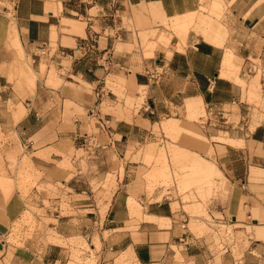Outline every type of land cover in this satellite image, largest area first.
<instances>
[{
  "label": "crops",
  "instance_id": "crops-1",
  "mask_svg": "<svg viewBox=\"0 0 264 264\" xmlns=\"http://www.w3.org/2000/svg\"><path fill=\"white\" fill-rule=\"evenodd\" d=\"M221 1L227 5L225 24L232 31L224 47L209 41L208 37L199 40L188 38L187 35L186 44V41L181 42L175 36L174 25L189 20L184 17L198 12L202 0H88V6L86 0H0V131L5 138H13L11 145L7 146L8 150L14 152L18 144L29 149L30 144H22L36 136H56L69 140L75 149L71 163L73 170L58 165L63 161L61 153L69 150L62 148L59 142L49 143L45 149L32 150V162L45 174L44 181L62 182L77 196L89 195L92 191L91 183L100 182L114 168L111 161L113 155L123 151L122 148L129 144L141 143L153 136V124L165 117L174 115L177 118L162 123L161 130L164 133L183 136L187 132V136H201L202 140L195 141V145L209 149V140L202 138L205 135L195 131L192 124L183 121L179 112L184 107L191 114L195 113L194 110H200L203 114L200 119L207 116L202 120V125L207 126L210 136L219 132L217 127L224 128V133L229 136H238L237 139H214L224 147L218 163L219 170L208 161L195 162L199 164L204 180L220 172L226 179L227 194L215 200L210 216L215 218L216 214L220 223H226L229 218L237 221V217L243 214L250 217L251 211L256 209L260 217H264V118L251 124L250 107L242 99L241 85L236 83L242 80L241 67L239 72L229 77L222 74L228 52L226 48L230 47L241 54L239 57L249 59L252 55L259 59L264 68V0ZM79 3L85 4L83 13L79 11ZM130 6H138L132 10V15L137 22L146 25L144 28L147 30L152 23L158 25L163 20H176L172 26L173 34L179 40V43L173 42L178 43L176 50H168L169 56L164 51L154 53L172 47L171 40L169 45L159 41V37L167 36V32L160 30L148 45L149 59L139 60L133 53L116 47L117 27L108 26L115 34L106 35L104 30L107 28L103 27L102 15L111 10L119 13L123 7L128 10ZM93 10H96V14L92 13ZM202 10L217 18L212 15V7H202ZM71 14L82 16L84 21L70 18ZM14 27L18 33L20 53L24 55L26 51V61L30 57L34 64L33 70L39 77L36 82L31 81L34 86L33 95L26 86L19 88V76L13 70L16 62L21 61L10 43ZM95 28L99 31H95ZM56 41L57 50L51 53V42L56 46ZM120 45L127 47L130 44L122 42ZM43 67L46 72L44 80L41 79ZM52 73L58 78V86L47 84ZM109 76L126 82L131 93L136 97L143 96V103L138 114H125L127 117L123 118L121 112H118L121 120L105 114L108 116V130H99L100 135L93 136L94 142H99L103 149L95 150L96 155L91 157H78L79 151H86L82 147L81 137L87 133L90 124L88 114L95 107L102 112V106L107 100L117 101L115 92L106 90V79ZM79 79L91 86L89 92L75 91L72 85L78 86ZM53 80L51 77L50 81ZM98 86L102 88L100 102L99 93L95 92ZM10 101L15 106L22 104V116L18 120L7 108ZM66 102L78 106L84 114L75 115L73 119L66 117ZM73 111L74 107L71 108ZM237 114L241 116L239 124L230 122L227 116ZM217 120H221L220 123H216ZM41 152L48 154L46 158L37 156ZM120 168L118 166L115 172L117 190L109 199L103 226H98L99 232H111L113 235L111 243L115 247H111L110 243L107 246L121 250L122 254L129 252L132 262L137 264H176L177 253L174 247L182 248L180 253L183 264H216L215 251L211 250L206 240L194 234L199 226L192 225V232L189 230L191 216H196L194 213L204 216L199 204H191L194 210H188L192 212L189 213L184 210L173 211L170 202L148 203L141 208L144 220L135 227L132 220L136 219L134 215H139L140 211L127 185H124L126 173L121 179ZM154 175L163 177V172L156 171ZM212 181L209 186L213 184ZM2 185L6 198L3 200L0 194V252L5 249L3 239L10 225L18 220L24 208L22 199L12 196L11 183ZM201 193L202 196L209 195V188H203ZM85 211L80 209L77 213ZM79 213L76 218H83L79 224H75L78 221L75 218L61 221L57 230L64 234L71 230L67 228L68 225H72V230L77 232H84V228L88 229L90 225L93 227L88 214ZM254 220L258 225L249 228H252L258 239H249V249L244 259L249 264H262L260 257L264 255V223ZM157 224L164 227L160 228ZM134 232H138L139 241L134 240ZM58 247L45 249L42 262L27 250H17L14 263L61 262L63 256ZM224 255L221 264H237L231 250H227Z\"/></svg>",
  "mask_w": 264,
  "mask_h": 264
},
{
  "label": "rangeland",
  "instance_id": "rangeland-1",
  "mask_svg": "<svg viewBox=\"0 0 264 264\" xmlns=\"http://www.w3.org/2000/svg\"><path fill=\"white\" fill-rule=\"evenodd\" d=\"M214 1L223 7L219 18L211 16L207 11L202 10V7L210 9ZM87 2L88 0L85 2L86 5L88 4ZM202 7L194 15L184 17L189 20L194 18L195 26L190 29L188 38L206 40L207 35H210L216 40L217 45L224 47L226 40L230 39L232 35V31L225 24L227 5L221 0H202ZM134 8H138V6H130L128 10L123 7L122 12L119 13L113 12L114 10L106 11L105 15H102L103 27L107 28L104 30L106 35L114 36L115 32L108 26L115 25L117 27L116 47H121V51L133 53L139 60H142L149 59L147 56L149 52L148 45L154 41L155 35L159 30L165 31L167 32L166 35L169 37L171 35L172 47H168L165 50L159 49L154 53L164 51L169 56L168 50H176L175 46L179 43V40L173 34L172 27L176 20H163L158 25L152 23L150 24L151 28L147 30L144 28L146 25L137 22L135 16L133 17L132 10ZM84 9L85 7L82 8V12H84ZM92 13L96 14V10H93ZM69 17L81 22L84 21V18L78 14H71ZM14 30H16L15 27L12 31L14 32ZM95 31H99V29L95 28ZM177 41L178 43L174 44ZM122 42H127L130 45L125 47L120 45ZM10 43L17 52V57L21 60L20 62L17 61L13 68L14 73L17 74V77L19 76L17 80L18 86L19 88L26 86L33 95L34 86H32L31 81L36 82L39 79L33 70V61L30 57L26 61V51L24 50V55H22L14 45L12 38ZM109 48H111L110 45ZM231 48H226V51H233L238 57L241 56L239 52H235ZM55 50H57V41L56 46L51 42V53H54ZM239 58L242 80L240 79L236 83L241 85L243 91L242 99L250 107L249 117H251L252 124L264 118V68L262 62L259 59H255L252 55L249 59ZM42 72L41 79L44 80L45 67H43ZM51 77H53V81H50ZM106 82V90H113L117 96V101L107 100L102 106V116H106L107 120L108 116L105 114H109L121 120L122 117H119L118 112H121L123 118L127 117L126 115L138 114L144 100L143 96L136 97L123 80H117L109 76ZM58 83L56 74H50L47 84L58 86ZM78 84V86L72 85L75 91L89 92L91 90V86L82 79L78 80ZM101 91L102 88L100 86L95 90L96 93H99L98 102H100ZM98 102L96 106H98ZM186 104L187 102L185 106ZM21 107L22 104L15 106L11 101L7 103V108L13 113L15 120L22 116L20 113ZM72 107H74L73 112H71ZM233 110L235 111L236 108H233ZM179 112L183 121L192 124L195 131L205 135L202 138L204 140L206 137L209 140V149L195 145V141L202 140L201 136H187V132L183 136L164 133L161 130L162 123L169 119L177 118L174 115L165 117L160 122L153 124V136L141 143L129 144L127 147L122 148L123 151L113 155L111 161L114 164V168L100 182L94 181L91 183V194L82 196L71 193L62 182L52 183L44 181L45 174L39 167L34 166L32 162V150L37 148L40 150L45 149L49 143L59 142L62 148L69 150H64L61 153L63 161L57 163L63 169L73 170L71 163L75 149L71 146L69 140H62L56 136H36L22 144H30L31 147L29 149L22 148L18 144L19 147L12 152L8 150L7 146L11 145L13 138H5V135L0 131V194L4 200L5 190L2 184L11 183L12 196H19L24 203L22 214L18 220L10 225L7 234L4 236L3 244L5 249L0 252V264H15L14 256L17 250H27L35 258H39L37 260L42 262L45 249L56 246H59L58 250L62 251L63 258L61 262L55 264H111L112 262L114 264H137L132 262V255L129 252L122 254L121 250L111 249V247H115L111 243V238L113 237L111 232H99L98 230L99 225L103 226V219L109 208V199L118 187L117 174L115 173L118 166L121 167V179L126 173L127 179L124 180V185H127L126 188L129 190L131 197L136 200L140 211L139 215H134L136 219L132 220V223L136 224L135 227H138V224L144 220L141 217V208L147 206L148 203L156 201L170 202L173 211L184 210L189 213L194 210L191 208V204H199L204 211V216L197 214V212L196 214L194 213L196 216L189 214L191 216L189 230L192 232V225L199 226V230H194L195 233H193L197 238L206 240V243L211 246V250L215 251V263L221 264L225 252L231 250L235 260H237V264H249L244 259L245 252L249 249V239H258L252 228L249 227H253L254 224L258 225L254 219H258L259 223H264V217L261 218L258 210L255 209L251 211L250 217L243 214L237 217V221L229 218L228 222L220 223L217 220L219 216L216 214H214L215 218H212L210 216L211 206L215 200L224 198L227 194L225 190L226 179L220 172L219 174L214 173L211 178L204 180L199 164L195 163L197 161L202 163L208 161L219 170L218 163L223 155L224 147H221L222 143L216 142L214 139L220 137L237 139L238 136L225 134L224 128L221 127L216 128L219 132H215L210 136L207 126L202 125V120H205L207 116L200 119V116L203 115L200 110H194L195 113L191 114L189 111L187 113L186 107H184L179 109ZM64 114L66 117L73 119L75 115H83L84 112L73 103L66 102ZM227 117L230 122L235 124H239L241 120L240 114ZM88 119L90 124L86 129V134L99 136L100 129L98 128L97 120L92 117L91 112L88 114ZM247 120L246 118L245 121ZM216 123L218 122L216 121ZM169 134L172 133L169 132ZM47 155L43 152L37 154V156L43 158H46ZM77 156L86 157L84 151H79ZM87 159L84 160L88 161ZM156 171H162L163 177H155L154 173ZM211 180L214 182L212 181L213 184L209 186ZM203 188H209L210 194L202 196L201 190ZM82 205L86 207L82 208L84 207ZM80 209L87 210L78 213L88 214V219H90V224L93 227L90 225L88 229L84 228V232H77L72 230V225H68L67 228L71 229L70 231L64 234L59 232L57 227L61 221L66 222L74 218L78 219L75 224H79V221H82L81 219L83 218H76L78 216L77 210ZM133 230L137 231L138 229L133 228ZM137 233H133L135 241L140 240ZM108 243H110L111 247L107 246ZM173 250L177 253L176 262L183 264L180 253L182 248L174 247ZM254 254L259 256L258 253ZM260 260L264 264V255L260 257Z\"/></svg>",
  "mask_w": 264,
  "mask_h": 264
},
{
  "label": "bare ground",
  "instance_id": "bare-ground-1",
  "mask_svg": "<svg viewBox=\"0 0 264 264\" xmlns=\"http://www.w3.org/2000/svg\"><path fill=\"white\" fill-rule=\"evenodd\" d=\"M221 10H222V5L219 4L218 2L214 1L213 5H212V15H215V16H217V18H219ZM193 19L194 18H192V20L179 22V23L174 25L175 36H177V38L181 42H185L186 41L188 32L190 31L191 28L194 27ZM11 36H12L11 38L13 39L14 45L20 51L17 31L15 30ZM170 40H171V36L169 37L168 35L167 36H163V37H159V41L162 44H164V45H169ZM208 40L213 42V43H217L216 40H214V38L211 37L210 35L208 36ZM240 67H241L240 58L237 57L233 52L228 51L226 53V55H225V59H224V62H223V73H222L223 76L229 77L233 73L239 72L240 71Z\"/></svg>",
  "mask_w": 264,
  "mask_h": 264
},
{
  "label": "built area",
  "instance_id": "built-area-1",
  "mask_svg": "<svg viewBox=\"0 0 264 264\" xmlns=\"http://www.w3.org/2000/svg\"><path fill=\"white\" fill-rule=\"evenodd\" d=\"M92 117L97 120L98 128L100 130L105 131L107 129L108 121L106 120V116H102L101 112L95 108L91 111ZM221 120H217L220 123ZM83 142L82 147L86 150L84 151L85 156H94L96 155V151L98 149H103L102 145L99 142H94L93 136H89V134H85L82 136ZM93 149V152L91 150Z\"/></svg>",
  "mask_w": 264,
  "mask_h": 264
},
{
  "label": "trees",
  "instance_id": "trees-1",
  "mask_svg": "<svg viewBox=\"0 0 264 264\" xmlns=\"http://www.w3.org/2000/svg\"><path fill=\"white\" fill-rule=\"evenodd\" d=\"M84 7H85V4H80L79 11H80L81 13H83V12H82V8H84Z\"/></svg>",
  "mask_w": 264,
  "mask_h": 264
}]
</instances>
